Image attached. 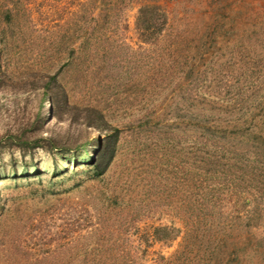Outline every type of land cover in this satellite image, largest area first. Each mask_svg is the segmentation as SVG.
Masks as SVG:
<instances>
[{
  "label": "rangeland",
  "instance_id": "1",
  "mask_svg": "<svg viewBox=\"0 0 264 264\" xmlns=\"http://www.w3.org/2000/svg\"><path fill=\"white\" fill-rule=\"evenodd\" d=\"M16 132L62 150L0 144V264H264V0H0Z\"/></svg>",
  "mask_w": 264,
  "mask_h": 264
},
{
  "label": "trees",
  "instance_id": "2",
  "mask_svg": "<svg viewBox=\"0 0 264 264\" xmlns=\"http://www.w3.org/2000/svg\"><path fill=\"white\" fill-rule=\"evenodd\" d=\"M161 9L158 5H142L139 10H138V16L136 19V26L139 29H142L143 31L149 32L151 29H155L156 33H159L161 29L163 28L166 18L164 17V14L161 13ZM158 16V17H157ZM45 79L42 76L35 75L30 79V86L32 88H42L40 84L47 83V81H44ZM38 101H37V107H36V112L34 114V124L33 125H38L43 123V118H42V111H41V105L42 102H46V108L47 111L46 113L50 114L52 112V98L51 95L44 91L41 92V94H37ZM51 103V104H50ZM74 114L78 115L77 119L80 121V123L84 127H92L95 128L97 124V114L96 111L93 109L89 108H80L77 106H74ZM44 142H47L44 144ZM97 143H100V140L97 139ZM0 144L4 148H8V146L12 145L13 147H17L20 150L23 149L24 146H27L30 149H36V148H56V149H61V146L56 144L54 139L42 136V135H34L33 137H25L24 133H13V134H8L6 136H3L0 139ZM5 144V145H4ZM9 144V145H7ZM87 145H84L83 149L85 150ZM66 151H63L65 153ZM100 153V150L97 151V155ZM91 162L93 164H96V168L100 169V162L99 160L96 161V157L93 155H89ZM103 168H105L106 165L102 164ZM102 173V172H101ZM100 174V173H99Z\"/></svg>",
  "mask_w": 264,
  "mask_h": 264
}]
</instances>
